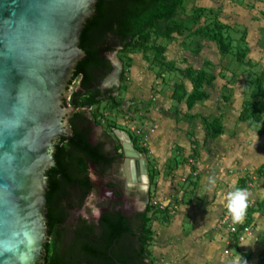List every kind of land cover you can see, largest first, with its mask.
Listing matches in <instances>:
<instances>
[{
	"label": "rangeland",
	"instance_id": "rangeland-1",
	"mask_svg": "<svg viewBox=\"0 0 264 264\" xmlns=\"http://www.w3.org/2000/svg\"><path fill=\"white\" fill-rule=\"evenodd\" d=\"M174 19L181 26L170 35L157 22L143 47L115 52V105L104 98L92 112L112 137H132L147 164L149 205L166 207L146 215L148 263L264 264V209L255 206L264 200V0H183ZM199 76L203 96L189 109ZM233 182L248 191L247 210L260 212L257 240L240 257L216 231ZM215 242L224 247L213 252Z\"/></svg>",
	"mask_w": 264,
	"mask_h": 264
},
{
	"label": "water",
	"instance_id": "water-1",
	"mask_svg": "<svg viewBox=\"0 0 264 264\" xmlns=\"http://www.w3.org/2000/svg\"><path fill=\"white\" fill-rule=\"evenodd\" d=\"M96 2L0 0V264H45L46 172L57 141L72 139L75 110L65 101L86 59L80 34ZM114 54L108 60L120 70ZM121 135L124 156L139 158L147 180L143 156Z\"/></svg>",
	"mask_w": 264,
	"mask_h": 264
},
{
	"label": "trees",
	"instance_id": "trees-1",
	"mask_svg": "<svg viewBox=\"0 0 264 264\" xmlns=\"http://www.w3.org/2000/svg\"><path fill=\"white\" fill-rule=\"evenodd\" d=\"M182 3L183 0H97L95 3L94 14L86 20L80 34L79 48L85 52L86 59L76 65L73 79L78 81L79 90L70 100L71 105L77 110L70 124L72 134L80 144L70 140L66 145L55 146L53 154L55 168L46 172L49 188L46 199H50V202L51 196L61 187L65 185L70 187L74 181L82 188L84 183L86 184L81 178L74 177L76 172L82 171L83 158L89 148L86 135L77 123L87 122L84 114L86 110L100 103L101 94L97 87L99 81L110 70L107 55L114 52L117 47L121 50L131 46L143 47L149 41L150 33L157 30V22L165 21L167 26L163 34L170 35L181 26L174 16L182 7ZM202 81L201 76L194 79V90L186 99L189 109L203 96L199 91ZM109 101L115 105L113 98ZM257 109L264 110V99L257 104ZM92 116L96 120L97 116L93 112ZM219 131L220 129L215 128L216 135L220 134ZM255 206L256 210L264 209V200ZM257 212L259 211L248 209L246 212L248 220L244 224L251 226L252 216ZM49 216L48 227L52 229L55 225L52 211ZM147 222L146 217L142 218L137 244L132 241V234L124 220L108 221L107 227L103 228L99 237L88 229L83 233H77L67 246L65 254L61 255L57 234L53 232L52 242L45 245L47 252L45 264H115V261L119 264H150L147 254L149 242ZM116 246L119 251L114 250ZM108 250L112 257L108 256Z\"/></svg>",
	"mask_w": 264,
	"mask_h": 264
},
{
	"label": "flooded vegetation",
	"instance_id": "flooded-vegetation-1",
	"mask_svg": "<svg viewBox=\"0 0 264 264\" xmlns=\"http://www.w3.org/2000/svg\"><path fill=\"white\" fill-rule=\"evenodd\" d=\"M118 50L119 48L117 47L112 53ZM109 63L110 70L99 81L97 87L101 94L100 103L104 97L108 100L111 99L109 97H112L115 93L120 77L119 68L114 67L110 60ZM78 90V81L72 79L69 99L65 101L67 106L74 108L70 100ZM92 110L90 108L84 113L87 122L77 123L86 135V142L89 148L83 158L82 171L76 172L74 177L81 178V181L84 180L86 184L84 183L82 188L77 181H74L70 184V187L65 185V187H61L56 194L51 196V202L50 199H46L48 243L52 242V233L55 232L57 234L56 238L58 237V245L60 246V255L65 254L67 246L70 245L77 233H83L84 230L88 229L99 237L103 228L107 227L108 221L124 220L132 234V241L137 244L138 233L142 228V218L146 217L152 210L149 205L150 177L144 158L147 180H145V175L141 172L139 158L127 159L124 156L122 141L120 140L121 133H124L130 139L134 152L141 154L134 145L132 137L122 130L114 131V137L109 135L98 118L96 117V120L93 118ZM76 112L77 110L71 113L68 118L71 134L72 128L70 124ZM70 140L78 142L72 134V139H61L57 141V145H66ZM81 146L84 147L83 144ZM126 161H128L127 164ZM48 191L49 188L47 193ZM90 195L92 198L88 199ZM89 206L97 209L98 214L94 211L88 213L86 208H89ZM50 211L54 214L55 225L52 229L48 227L50 224V219L48 218L50 217ZM58 219L61 221L59 222ZM114 250L119 251L118 246L114 247ZM46 256L47 252L44 256L45 263ZM108 256L112 257L110 250H108Z\"/></svg>",
	"mask_w": 264,
	"mask_h": 264
},
{
	"label": "clouds",
	"instance_id": "clouds-1",
	"mask_svg": "<svg viewBox=\"0 0 264 264\" xmlns=\"http://www.w3.org/2000/svg\"><path fill=\"white\" fill-rule=\"evenodd\" d=\"M215 179L212 177L208 178V185L213 186ZM90 195L88 199H91ZM87 203V202H86ZM224 207L227 209L231 216L233 223H241L245 219L247 208L249 207V194L245 188L233 185L229 187V190L223 196ZM98 214L97 209H93Z\"/></svg>",
	"mask_w": 264,
	"mask_h": 264
},
{
	"label": "built area",
	"instance_id": "built-area-1",
	"mask_svg": "<svg viewBox=\"0 0 264 264\" xmlns=\"http://www.w3.org/2000/svg\"><path fill=\"white\" fill-rule=\"evenodd\" d=\"M150 206L157 211L166 210V207L161 202L153 201ZM216 231L226 233L232 237L237 244L244 243L247 240H257L252 226H247L242 223H233L230 215H226L220 220V223L216 226Z\"/></svg>",
	"mask_w": 264,
	"mask_h": 264
},
{
	"label": "crops",
	"instance_id": "crops-1",
	"mask_svg": "<svg viewBox=\"0 0 264 264\" xmlns=\"http://www.w3.org/2000/svg\"><path fill=\"white\" fill-rule=\"evenodd\" d=\"M260 212H257V213H254V215H260L259 214ZM253 217V216H252ZM251 226H255V223L254 222H252V225ZM256 228H255V230H256V232H258V230H259V226H255ZM221 235H222V233H221ZM226 236L227 237H225L223 240H225V242L226 243H229V246L228 247H232V246H230V244H231V241H230V236L229 235H227L226 234ZM252 240H247V241H245L244 243H241V244H237V243H235L234 244V248H235V250L236 251H238V253H237V255L240 257L242 254L244 255V253L246 252V251H249V250H251V249H253V247H250L251 246V244H252ZM214 244V245H213ZM213 244H211L212 246L210 247L211 248V250H213V252L214 251H216L217 252V249L218 248H222V247H224V244H222V242H215V243H213ZM227 248V246L224 248V250ZM188 248H185V249H183L184 251H188L187 250ZM224 250H221V251H224ZM183 251V252H184ZM179 252H181V250L180 251H178L177 253H179ZM223 256H220V261L221 260H223V258H222ZM238 257H236V259H237ZM246 264V263H245Z\"/></svg>",
	"mask_w": 264,
	"mask_h": 264
},
{
	"label": "bare ground",
	"instance_id": "bare-ground-1",
	"mask_svg": "<svg viewBox=\"0 0 264 264\" xmlns=\"http://www.w3.org/2000/svg\"><path fill=\"white\" fill-rule=\"evenodd\" d=\"M122 134V133H121ZM121 137H123V135H120Z\"/></svg>",
	"mask_w": 264,
	"mask_h": 264
}]
</instances>
